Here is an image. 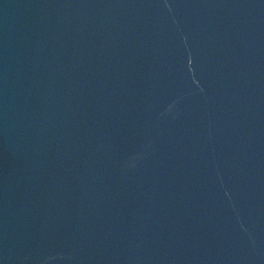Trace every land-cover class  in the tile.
<instances>
[{
    "label": "water",
    "instance_id": "water-1",
    "mask_svg": "<svg viewBox=\"0 0 264 264\" xmlns=\"http://www.w3.org/2000/svg\"><path fill=\"white\" fill-rule=\"evenodd\" d=\"M0 264H264V0H0Z\"/></svg>",
    "mask_w": 264,
    "mask_h": 264
}]
</instances>
